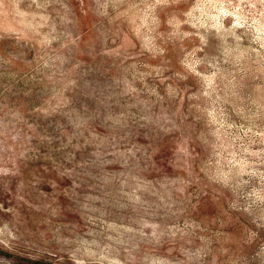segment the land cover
I'll use <instances>...</instances> for the list:
<instances>
[{
  "label": "rangeland",
  "instance_id": "374dc122",
  "mask_svg": "<svg viewBox=\"0 0 264 264\" xmlns=\"http://www.w3.org/2000/svg\"><path fill=\"white\" fill-rule=\"evenodd\" d=\"M0 264H264V0H0Z\"/></svg>",
  "mask_w": 264,
  "mask_h": 264
}]
</instances>
